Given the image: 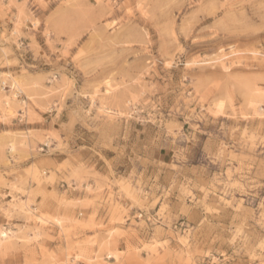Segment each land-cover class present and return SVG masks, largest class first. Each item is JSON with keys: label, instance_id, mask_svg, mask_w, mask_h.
<instances>
[{"label": "rangeland", "instance_id": "1", "mask_svg": "<svg viewBox=\"0 0 264 264\" xmlns=\"http://www.w3.org/2000/svg\"><path fill=\"white\" fill-rule=\"evenodd\" d=\"M0 264H264V0H0Z\"/></svg>", "mask_w": 264, "mask_h": 264}, {"label": "bare ground", "instance_id": "2", "mask_svg": "<svg viewBox=\"0 0 264 264\" xmlns=\"http://www.w3.org/2000/svg\"><path fill=\"white\" fill-rule=\"evenodd\" d=\"M15 85V84H14ZM17 85V84H16ZM2 235L5 236V234L2 232Z\"/></svg>", "mask_w": 264, "mask_h": 264}]
</instances>
